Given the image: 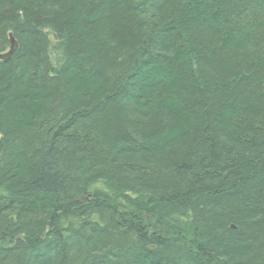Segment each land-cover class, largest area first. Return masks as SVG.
Listing matches in <instances>:
<instances>
[{
  "label": "trees",
  "instance_id": "obj_1",
  "mask_svg": "<svg viewBox=\"0 0 264 264\" xmlns=\"http://www.w3.org/2000/svg\"><path fill=\"white\" fill-rule=\"evenodd\" d=\"M0 264H264V0H0Z\"/></svg>",
  "mask_w": 264,
  "mask_h": 264
},
{
  "label": "water",
  "instance_id": "obj_2",
  "mask_svg": "<svg viewBox=\"0 0 264 264\" xmlns=\"http://www.w3.org/2000/svg\"><path fill=\"white\" fill-rule=\"evenodd\" d=\"M17 50H18V43L16 42L15 38L11 35L10 51L5 55H2L0 53V60L2 61L10 60L13 57V55L17 52Z\"/></svg>",
  "mask_w": 264,
  "mask_h": 264
},
{
  "label": "bare ground",
  "instance_id": "obj_3",
  "mask_svg": "<svg viewBox=\"0 0 264 264\" xmlns=\"http://www.w3.org/2000/svg\"><path fill=\"white\" fill-rule=\"evenodd\" d=\"M17 42V41H16ZM10 46H11V35H10ZM10 51V48H9V50L8 51H6V52H3V53H1L2 55H5V54H7L8 52ZM12 59V58H11ZM10 59V60H11ZM10 60H7V61H10Z\"/></svg>",
  "mask_w": 264,
  "mask_h": 264
}]
</instances>
